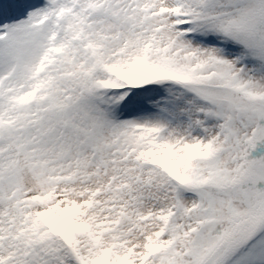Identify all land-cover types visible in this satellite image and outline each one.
<instances>
[{
	"label": "snow or ice",
	"instance_id": "snow-or-ice-1",
	"mask_svg": "<svg viewBox=\"0 0 264 264\" xmlns=\"http://www.w3.org/2000/svg\"><path fill=\"white\" fill-rule=\"evenodd\" d=\"M0 264H264V0H0Z\"/></svg>",
	"mask_w": 264,
	"mask_h": 264
}]
</instances>
